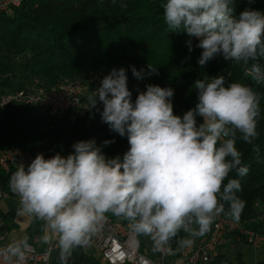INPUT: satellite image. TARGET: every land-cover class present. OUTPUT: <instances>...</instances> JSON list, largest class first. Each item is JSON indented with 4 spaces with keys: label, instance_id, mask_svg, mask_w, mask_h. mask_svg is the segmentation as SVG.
<instances>
[{
    "label": "clouds",
    "instance_id": "1",
    "mask_svg": "<svg viewBox=\"0 0 264 264\" xmlns=\"http://www.w3.org/2000/svg\"><path fill=\"white\" fill-rule=\"evenodd\" d=\"M232 4L166 0L163 18L168 32L198 41L200 66L222 56L264 85V13L245 9L237 17ZM187 44L191 51L192 40ZM131 71L136 79L144 78L143 70L132 66ZM225 79H197L198 101L180 116L174 113L171 87L149 84L133 102L126 70H111L88 96V109L101 103V121L126 136L129 149L123 157L110 158L93 138L75 142L66 157L37 154L27 166L17 164L8 182L19 197L17 216L43 222L39 239L45 244L58 239L60 264L89 245L108 214L126 221L135 235L150 238L154 251L181 232L186 235L177 240L179 247L191 246L222 214L239 222L246 202L237 196L240 180L230 174L243 177L249 171L236 141L238 134L249 144L258 137L260 95L242 83L226 85ZM112 142L105 140L103 146ZM29 247L26 238L10 244L5 258L22 262Z\"/></svg>",
    "mask_w": 264,
    "mask_h": 264
},
{
    "label": "trees",
    "instance_id": "2",
    "mask_svg": "<svg viewBox=\"0 0 264 264\" xmlns=\"http://www.w3.org/2000/svg\"><path fill=\"white\" fill-rule=\"evenodd\" d=\"M165 2L23 0L13 15L0 16V95L7 90L22 88L33 78L50 86L63 79H88L91 75L89 84L94 89L111 70L124 68L133 102L149 84L171 87L174 90V113L182 116L198 101L193 86L197 79L223 75L226 85L238 82L253 87L260 95L258 137L249 144L238 134L236 147L249 171L243 177L233 172L230 178L240 180L241 191L237 196L246 202L237 223L264 236V85H256L245 76L241 64L225 61L222 56L200 66L198 59L202 50L196 47L198 41L183 32H168L163 18ZM124 4L127 6L122 7ZM232 7L237 17L245 9L264 13V0L252 3L233 0ZM189 39L192 40L191 51L187 44ZM260 63L264 66V58ZM148 65L156 71L151 72ZM132 66L138 71L143 70V79L133 76ZM98 104L96 112L74 119L66 115L49 117L34 107L12 104L0 110V149L17 147L34 155L43 154L45 158L57 153L66 157L73 151L75 142L94 138L106 156L123 157L129 149L127 137L111 131L101 121L103 105ZM105 140L113 142L103 146ZM0 187L4 194L13 195L7 184V175L1 169ZM227 208L225 204L226 211ZM221 216L229 219L226 215ZM108 218L119 220L111 214ZM28 219L23 239L30 241L41 235L43 222ZM185 235L181 232L170 243L174 253L179 248L177 240ZM138 237L143 250L144 236ZM58 257L59 246L51 253L52 264H60ZM216 259L227 261L224 256ZM68 264L103 263L83 248H76ZM255 264H264V260Z\"/></svg>",
    "mask_w": 264,
    "mask_h": 264
},
{
    "label": "built area",
    "instance_id": "3",
    "mask_svg": "<svg viewBox=\"0 0 264 264\" xmlns=\"http://www.w3.org/2000/svg\"><path fill=\"white\" fill-rule=\"evenodd\" d=\"M22 1L0 0V16L13 15ZM88 77V79H63L50 86L39 78H33L22 88L2 93L0 110L15 104L34 107L49 117L66 115L74 119L91 114L99 109V104L97 103L96 108L88 109V96L99 87V83L94 89L90 88L91 75ZM35 156L17 147L0 149V169L7 175V184L17 164L23 163L27 166ZM3 195L4 192L0 187V200ZM13 196L19 203V197L14 193ZM35 241L37 242V238ZM13 243L15 241L8 238L5 226L0 220V264H52L51 253L58 248L56 237H52L44 248H38L27 242L30 247L25 250V259L21 262L17 257L5 258L8 246ZM240 243L257 248L264 245V236L219 216L208 234L196 240L191 246L179 247L177 253H174L171 245H168L160 251H154L153 256H147L142 250L139 237L130 230L128 224L108 218L102 222V227L91 238L89 245L82 248L103 264H231L229 261L217 260V250L225 245L234 248Z\"/></svg>",
    "mask_w": 264,
    "mask_h": 264
},
{
    "label": "rangeland",
    "instance_id": "4",
    "mask_svg": "<svg viewBox=\"0 0 264 264\" xmlns=\"http://www.w3.org/2000/svg\"><path fill=\"white\" fill-rule=\"evenodd\" d=\"M19 203L15 200L13 195L4 194L0 200V220L5 226L8 238L12 241H18L17 239L24 238V234L27 230L29 224V217H19L17 216V208ZM41 235L27 241L28 243L37 246L38 248H44L47 244L42 243L39 239ZM143 252L147 256H153L154 250L152 247L151 239L144 237V247ZM222 253L225 255L227 261L231 264H255L259 261L264 260V245H260L257 248L250 247L244 243L238 244L234 248L222 247Z\"/></svg>",
    "mask_w": 264,
    "mask_h": 264
},
{
    "label": "crops",
    "instance_id": "5",
    "mask_svg": "<svg viewBox=\"0 0 264 264\" xmlns=\"http://www.w3.org/2000/svg\"><path fill=\"white\" fill-rule=\"evenodd\" d=\"M18 241H20V240H22V238H20V239H17ZM15 242H17V241H15ZM222 247H229L228 245H225V246H222ZM222 247H220L218 250H217V253H216V256L218 257V256H224V258H226L225 257V255L222 253ZM230 248V247H229ZM231 249V248H230Z\"/></svg>",
    "mask_w": 264,
    "mask_h": 264
}]
</instances>
